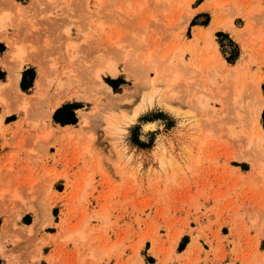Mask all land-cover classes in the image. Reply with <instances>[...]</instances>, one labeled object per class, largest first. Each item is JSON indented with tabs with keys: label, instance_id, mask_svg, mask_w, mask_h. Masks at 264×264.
Wrapping results in <instances>:
<instances>
[{
	"label": "rangeland",
	"instance_id": "1",
	"mask_svg": "<svg viewBox=\"0 0 264 264\" xmlns=\"http://www.w3.org/2000/svg\"><path fill=\"white\" fill-rule=\"evenodd\" d=\"M24 7L0 0V25L48 77L32 112L2 119L0 229L8 218L9 257L264 264V105L258 112L255 89L264 74V0H43ZM215 16L245 33L244 42L223 29L209 34ZM218 57L229 71L214 64ZM29 67L27 79L36 74ZM13 96L0 93L1 116L17 109ZM63 96H71L78 125L65 137L49 132L43 114Z\"/></svg>",
	"mask_w": 264,
	"mask_h": 264
},
{
	"label": "bare ground",
	"instance_id": "2",
	"mask_svg": "<svg viewBox=\"0 0 264 264\" xmlns=\"http://www.w3.org/2000/svg\"><path fill=\"white\" fill-rule=\"evenodd\" d=\"M15 4V7L18 11H21L22 9H24V5L26 4H30L32 6H35L36 4L39 3V1H43V0H30L29 2H27L26 4H23V3H20V2H16L14 0H12ZM4 16V15H3ZM1 18V17H0ZM212 29H223V30H228L229 33L235 38V40L239 43V44H242L244 42V39H243V32L240 31V30H236L234 29L232 26L229 27V26H226L223 22H220V23H214V25H212L211 27ZM247 29V28H246ZM0 39H6L8 44L10 45L11 47V52H10V56H12L13 58L16 59L17 61V67L15 69V73H14V77L12 79H10L8 82L6 83H1L0 84V93L1 92H13V93H16L18 92L15 87H14V82H15V77L17 76V73L19 70H21L23 68V66L25 65H35L36 66V69H37V76H36V80L34 82V85L33 87L30 89V93H24L23 94V98H21V103H20V106H19V111L20 113L23 115L22 118H24L25 114H27L28 110H32L30 109L29 107L33 106L34 104L37 105L36 102H38V98L42 95V93L44 92V88L46 86V82H47V77H48V74H47V71L46 69L40 64V63H37L34 61V59L31 57V56H28V55H25L23 53V50L21 49L20 45L18 46L17 44V39H16V36L15 35H11V37H7V32H6V29L5 27L1 26L0 25ZM214 53V52H213ZM213 53H212V56H213ZM27 54V53H26ZM215 55V53H214ZM217 57V56H216ZM212 60V59H211ZM214 64L217 62V66L221 67V68H224V61L222 59V57H218L217 60L213 61ZM37 63V64H35ZM209 65L211 63H208ZM213 64V63H212ZM211 66V65H210ZM215 66V65H213ZM108 70H104V72L106 74H109L111 76H115V71H113L112 69L110 68H107ZM210 71V70H209ZM208 73V71H206ZM212 72V70H211ZM210 73V72H209ZM184 74V73H183ZM203 75H207V74H203ZM210 75V74H209ZM209 78V77H207ZM100 84H101V87L104 89L101 90L103 91L104 94H109L110 93V87L103 81H100ZM126 89V90H125ZM124 91L122 92L123 94H128V90L129 88H125ZM126 91V93H125ZM128 91V92H127ZM109 92V93H108ZM121 93V94H122ZM238 93L236 90L234 91V95L235 97H237V94ZM122 94V97L125 98L126 95H123ZM120 95V94H119ZM128 96V95H127ZM126 96V97H127ZM121 97V98H122ZM120 98V99H121ZM71 99V96H66V97H60L58 99H55L53 100L51 103H49L48 105V110L46 111H43L44 113V118L45 119H48L49 118V113H50V110H53L55 109L62 101H66V100H70ZM119 99V98H118ZM119 99V100H120ZM127 98H125L123 101H125ZM233 99V98H232ZM242 99V98H241ZM239 100V99H238ZM243 101V100H242ZM236 102H237V98H236ZM247 103V102H246ZM248 104V103H247ZM246 105V104H245ZM259 106H261V104H259ZM36 107V106H35ZM33 107V108H35ZM236 107V106H234ZM243 107V106H242ZM237 108V107H236ZM252 109L254 110L255 107H252ZM33 111V110H32ZM31 111V112H32ZM11 112L10 110H6L5 113H9ZM30 113V112H29ZM34 113V112H33ZM31 114V113H30ZM28 116V115H27ZM26 119V117H25ZM87 121V114L86 113H81L80 114V124H84L85 122ZM146 125V124H145ZM152 126H155V122L154 123H148L146 125V130L147 128H152ZM2 127V123H1V117H0V129ZM149 128V130H150ZM2 132V130H0ZM251 137V136H250ZM254 140L257 139V137L255 136L253 138ZM252 140V141H254ZM250 142V141H249ZM248 142V143H249ZM250 144V143H249ZM251 146V145H249ZM242 158L245 160V161H248L250 160V155L249 154H245V155H242ZM10 223H9V219L8 218H4L3 220V223L1 225V229H0V256L5 258L6 260V264H27L28 261L26 260H23V261H17L16 259H12L10 258L8 255H7V252H6V249H5V240H6V236L8 235V231L10 230ZM11 231V230H10ZM32 261H35L33 260L32 258ZM31 262V260H30Z\"/></svg>",
	"mask_w": 264,
	"mask_h": 264
},
{
	"label": "crops",
	"instance_id": "3",
	"mask_svg": "<svg viewBox=\"0 0 264 264\" xmlns=\"http://www.w3.org/2000/svg\"><path fill=\"white\" fill-rule=\"evenodd\" d=\"M14 1H16V2H20V1H18V0H14ZM21 3V2H20ZM195 9V12H194V14H196V13H200L201 12V10H198V7H195L194 8ZM220 22H223L226 26H229V27H233V25L231 24V23H227V22H224V21H222L220 18H218V17H214L213 19H212V21L210 22V24H209V26L207 27V29H206V31L207 32H209V34H211V32L213 31V30H215V29H212L211 27H212V25H214V23H220ZM234 28V27H233ZM216 29H218V28H216ZM235 29V28H234ZM237 30V29H236ZM225 31H228V30H225ZM229 32V31H228ZM7 37H11V35H7ZM0 44H2L5 48H4V50L0 53V71L1 72H4V77H3V79H0V84L1 83H6V82H8L10 79H12L13 77H14V73H15V69H16V67H17V61H16V59L15 58H10V52L12 51L11 50V47H10V45L8 44V42H7V40L6 39H0ZM223 59V58H222ZM223 61H224V63H225V65H224V69H225V71H229L228 69L230 68V66L228 65V63L223 59ZM28 65H25V66H23V68L21 69V70H19L18 71V73H17V76L15 77V82H14V87L16 88V89H18L17 91L18 92H16V93H14V96L13 97H16V101L17 102H19L18 104H17V109H6V110H10L11 112L12 111H14L15 113H17V114H19V115H21V117L23 116L21 113H20V111H19V106H20V103H21V98H23L24 96H23V94L25 93L24 91H22V89L20 88V86H19V81H20V78H21V75H22V71L27 67ZM35 72H36V74H35V77H34V79H33V82H32V86L30 87V89L33 87V85H34V82H35V80H36V76H37V69L35 70ZM262 75V78L255 84V89H257L258 90V92L261 94V96L259 95V97H258V100H257V102L258 101H260L261 102V106H260V108H259V110H258V112L261 110V108L263 107V105H264V99H262L264 96H263V94H262V88H261V84L264 82V74H261ZM7 93V92H6ZM11 93H13V92H11ZM262 97V98H261ZM68 101H72V100H67V101H64L65 103H70V102H68ZM64 102H61L55 109H53V110H50V115H49V118H48V122H49V126H50V128H49V132L50 131H55L56 132V134L57 133H59V134H61L62 135V137H65V135L67 134V133H69L73 128H75V127H77L78 125H74V124H72V123H66V124H60V123H58V122H55L54 120H53V118H52V115H53V113H54V111L56 110V109H58L59 107H61L63 104H65ZM264 108V107H263ZM6 110H4V113H3V115L1 116L0 115V117H1V123H2V119H3V122H4V120L6 119V117H10L11 115H12V113L11 112H9V113H5L6 112ZM79 110V109H78ZM78 110L77 109H75V112H77V117H78ZM79 117H80V115H79ZM80 119V118H79ZM12 122H15V120L14 121H12ZM80 122V121H79ZM5 123V122H4ZM77 123H78V121H77ZM76 123V124H77ZM72 128V129H71ZM39 213V212H38ZM39 217H40V214L38 215ZM8 255V254H7ZM9 256V255H8ZM25 258L27 257V256H24ZM23 257V258H24ZM3 259V260H5V258H3V257H1L0 256V259ZM6 261V260H5ZM17 261H20V260H17ZM39 260H37V261H34V262H29L28 261V263L27 264H37V262H38Z\"/></svg>",
	"mask_w": 264,
	"mask_h": 264
},
{
	"label": "trees",
	"instance_id": "4",
	"mask_svg": "<svg viewBox=\"0 0 264 264\" xmlns=\"http://www.w3.org/2000/svg\"><path fill=\"white\" fill-rule=\"evenodd\" d=\"M20 1V0H18ZM218 36H223L225 34H223L222 32H218L217 33ZM4 46L2 44H0V53L4 50ZM233 59L232 58H228V61L231 62ZM33 71V68L29 67V68H26L22 71V77H21V80H20V83H19V86L20 88L25 91L27 90L28 88H30L32 86V82H33V79H34V75L30 78V79H27V75L28 73H32ZM4 77V72H1L0 71V79H3ZM262 90L264 92V83L262 84ZM75 107H72L71 104H63L61 107H59L58 109H56L52 115V118L55 122H58L60 124H66V123H75L76 122V118L74 117V114L72 112V109H74ZM71 109V110H70ZM70 115V117L66 116V114ZM61 114V115H60ZM262 118L264 119V111L262 113ZM137 143V142H136ZM186 239V236L183 238V240ZM0 263H1V260H0Z\"/></svg>",
	"mask_w": 264,
	"mask_h": 264
}]
</instances>
